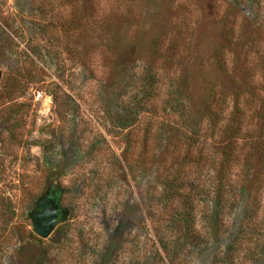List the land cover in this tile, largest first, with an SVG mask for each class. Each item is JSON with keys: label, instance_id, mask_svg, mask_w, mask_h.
Instances as JSON below:
<instances>
[{"label": "rangeland", "instance_id": "rangeland-1", "mask_svg": "<svg viewBox=\"0 0 264 264\" xmlns=\"http://www.w3.org/2000/svg\"><path fill=\"white\" fill-rule=\"evenodd\" d=\"M0 264H264V0H0Z\"/></svg>", "mask_w": 264, "mask_h": 264}, {"label": "water", "instance_id": "water-1", "mask_svg": "<svg viewBox=\"0 0 264 264\" xmlns=\"http://www.w3.org/2000/svg\"><path fill=\"white\" fill-rule=\"evenodd\" d=\"M60 191H47L37 198L27 217L33 228V233L39 239H47L54 232L55 227L69 217V211L62 206ZM35 242V239H31Z\"/></svg>", "mask_w": 264, "mask_h": 264}, {"label": "trees", "instance_id": "trees-1", "mask_svg": "<svg viewBox=\"0 0 264 264\" xmlns=\"http://www.w3.org/2000/svg\"><path fill=\"white\" fill-rule=\"evenodd\" d=\"M211 84V83H210ZM211 95H213L214 96V91H213V88L211 87ZM12 108V110L9 112L10 113V115H12V116H21V113H22V110H24V107L23 106H20V107H16V108H13V106L11 107ZM12 130V129H11ZM11 135V134H10ZM228 180V177L227 176H224V175H222L221 177H220V182L223 184H226L225 182ZM35 194H37V193H35ZM35 194L34 195H32V197L33 196H35Z\"/></svg>", "mask_w": 264, "mask_h": 264}, {"label": "flooded vegetation", "instance_id": "flooded-vegetation-1", "mask_svg": "<svg viewBox=\"0 0 264 264\" xmlns=\"http://www.w3.org/2000/svg\"><path fill=\"white\" fill-rule=\"evenodd\" d=\"M51 190H55V191H60V189L58 188V187H56L55 185H52V186H49L48 188H47V190H46V192L48 191H51ZM45 192V193H46Z\"/></svg>", "mask_w": 264, "mask_h": 264}]
</instances>
